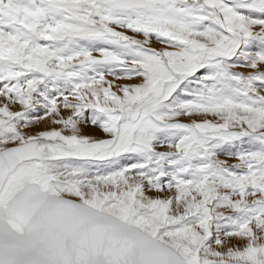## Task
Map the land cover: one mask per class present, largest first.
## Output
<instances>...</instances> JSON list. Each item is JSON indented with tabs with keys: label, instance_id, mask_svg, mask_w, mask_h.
I'll return each mask as SVG.
<instances>
[{
	"label": "snow or ice",
	"instance_id": "obj_1",
	"mask_svg": "<svg viewBox=\"0 0 264 264\" xmlns=\"http://www.w3.org/2000/svg\"><path fill=\"white\" fill-rule=\"evenodd\" d=\"M0 264H264V0H0Z\"/></svg>",
	"mask_w": 264,
	"mask_h": 264
}]
</instances>
